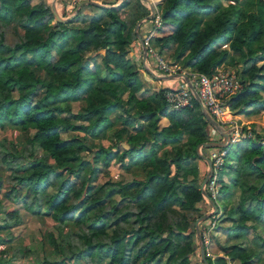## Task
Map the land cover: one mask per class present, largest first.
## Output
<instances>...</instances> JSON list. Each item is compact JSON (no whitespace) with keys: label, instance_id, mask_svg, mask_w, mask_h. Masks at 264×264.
Segmentation results:
<instances>
[{"label":"trees","instance_id":"obj_1","mask_svg":"<svg viewBox=\"0 0 264 264\" xmlns=\"http://www.w3.org/2000/svg\"><path fill=\"white\" fill-rule=\"evenodd\" d=\"M32 1L0 0V128H16L24 142L1 140L0 163L11 171V192H18L23 205L32 202L35 214L45 209L55 221L46 234L58 255L50 264H191L195 203L203 198L196 146L209 141L198 102L193 98L191 106L173 110L165 89L158 92V109L136 98L138 71L127 58L136 34L119 15L122 4L92 5L97 9L85 14L80 8L72 20L51 24L49 3ZM161 10L155 49L161 54L173 49L175 64L183 59V66L198 74L211 75L231 63L230 56L241 59L243 87L229 99L228 110L262 119L264 130V72L254 64L264 57V0H165ZM14 23L16 40L7 36ZM117 108L126 114L121 128L112 130ZM134 110L143 119L159 110L170 121L138 145L145 178L97 184L98 162L107 166L115 155L112 133L118 140L138 138L142 123L134 124ZM249 126L252 137L228 149L218 181L220 197L228 201L223 219L231 221L221 227L227 234L224 251L238 264L260 262L264 253V134L254 123ZM66 130L85 134L65 138ZM114 145L122 157L136 159L131 149ZM85 150L91 158L83 157ZM222 175L230 178L228 187ZM234 186L240 195L231 203ZM3 214L0 231L9 238L0 244H7L13 238L9 229L21 215L16 209ZM248 234L257 250L231 242ZM31 252L24 246L0 248V264H13ZM206 260L227 264L223 257L206 254Z\"/></svg>","mask_w":264,"mask_h":264},{"label":"crops","instance_id":"obj_2","mask_svg":"<svg viewBox=\"0 0 264 264\" xmlns=\"http://www.w3.org/2000/svg\"><path fill=\"white\" fill-rule=\"evenodd\" d=\"M85 5L89 4H83L81 7H85ZM94 5V4H93ZM98 6V5H94ZM80 7V8H81ZM63 8V5L61 9ZM52 13H53V9ZM58 11V10H57ZM83 13H92V9H83ZM59 13V11H58ZM55 17V15L53 14ZM75 17V16H74ZM73 17V18H74ZM58 21V20H57ZM51 24H54L51 22ZM136 25V24H135ZM154 26L152 24H145L143 21L139 23V26L137 30L135 31V26L133 28V31L135 32V37L131 40V42L128 45V52H127V58H129L130 62L132 63L133 67L138 71V84L137 88L135 89V95L137 99H144L148 101L151 104L152 108L158 109L162 105V100L159 98L158 92L160 89H166L168 87H178L180 83L186 79L181 76L177 75L181 72H163L158 70L154 62L151 59V56H149L146 51H144V44H143V37L146 33H148L150 30H152ZM155 35V32H154ZM164 55L167 59L173 56V49L168 51ZM170 63L175 64V60L170 59ZM177 64V62H176ZM130 92L127 90L123 92V98L127 99ZM199 104V103H198ZM200 106V105H199ZM72 109L73 111H77L79 109V102H73L72 103ZM201 112L203 113L202 107L200 106ZM206 109V108H205ZM145 113V112H144ZM125 112L121 110V108H117L114 113L115 123L112 126V130H117L121 128L122 126V118L125 116ZM229 114L235 119V121L238 123L240 127L243 128L245 126L246 128H250L249 123H254V126L256 127V121H259L257 118L253 117H244L240 114H233L229 112ZM133 115L137 120L134 121V124H140L142 123V127L140 128L139 136L136 140H127V138L123 139H117L115 135L112 133L111 139H112V145L113 150L115 152V155L111 159L109 165L103 166L102 162H98L99 165V171L97 173V177L95 182L97 184H103L106 181H129L132 179H138L143 180L145 178V170L142 166V159H141V152L136 151L139 146L141 145L146 139H149L152 137L154 129H161L163 127H166L170 124V121L168 117L159 114V110H154L152 114L148 116V118L143 119L140 118V114L138 110L133 111ZM204 115V113H203ZM234 115L239 116V119H236L237 117ZM66 118L69 117L68 114L63 115ZM205 117V115H204ZM152 119V120H150ZM206 119V117H205ZM154 120V121H153ZM207 120V119H206ZM208 124L206 127L208 140H221L223 139L221 131L212 123H210L207 120ZM10 126V125H9ZM12 127V126H11ZM261 126L259 127V129ZM7 125L0 128L1 136L0 140L3 139H10L11 133L7 132ZM4 130L6 132H4ZM17 130V129H16ZM33 132V130H31ZM21 134L19 130L15 133L16 138L12 137V139L16 141L23 142L22 138H17ZM84 135L85 132L83 131H69L66 130L62 133L63 137L68 138L70 135ZM97 142V141H96ZM24 143V142H23ZM121 145L124 149L129 150L131 149L132 152L135 154V158H131V155L126 154L124 157H122V151L118 149L117 145ZM136 143L135 145H132ZM232 146V145H231ZM93 149H96L95 147ZM211 147H200V153L206 156H210ZM197 153V152H196ZM82 155L85 159L91 158L92 154L90 151L85 150L82 152ZM198 155V154H197ZM198 168H199V176L198 179L200 180V185L202 183V180L205 176V174L208 171V163L205 159L201 158L198 155ZM175 172V165H171V174ZM6 175H8L6 177ZM101 176L104 177V179H101ZM222 179L224 181L225 186H229L230 178L227 175H222ZM14 183V179L11 177V171L5 166V164L0 163V206H4V210H18L21 215V221L18 224L12 225L10 230H13L14 228L20 229V228H29L31 224H35L33 217H36L38 220L37 225V231H38V238H39V247H34L32 245H29V243H25L24 241L21 242V236L17 238V243L12 244L15 240V236L11 233L13 236L11 242L7 244H0V248L7 247V245L12 244L13 247H11L12 250L19 248V247H27L31 249V253L27 257L18 258L14 261L13 264H50V261L57 260L58 255L55 253L53 247L49 244V242L46 239V234L48 232V229L55 224L54 219L52 218L51 214H48L45 212V209L42 210V212L37 215L34 213L33 206H35L34 203H30L28 207H25L21 201V196L18 195V192L15 194L11 192V186ZM220 194V186H219V192ZM10 195H18V197H15L14 199H9L8 196ZM203 195V198L195 203V206L199 209V212H197L194 216L197 218L198 213L201 215L208 214V217L202 221L199 222L200 226V233L203 234V244L205 245V252L207 251V255H209V248L215 250V254H213L212 258L215 257H223L226 259L227 264H238L237 259H231L229 256L225 254L224 247L226 245V238L227 234L223 230L225 225L230 224V220H224L223 213L224 209L223 206L228 203L227 200L221 199L219 197V204L215 200L208 199L206 196ZM240 195V189L238 186L232 187L231 195H230V202L236 203L239 199ZM221 196V195H220ZM125 200V199H123ZM215 202L216 209L213 207L212 202ZM230 204V203H229ZM228 204V205H229ZM216 211V212H215ZM200 215V216H201ZM4 214L2 213V217ZM27 218V221L25 220ZM209 222L213 223L212 226L208 228V235H205L203 232L206 227L203 225H208ZM66 228L69 227V222H67ZM72 223V222H71ZM15 230V229H14ZM208 237V240L207 238ZM8 239L9 235L7 234V231H0V239ZM252 239V234H248L244 239H233L231 242L233 243H242L246 244L248 247L257 250L254 245H252L255 240ZM20 240V241H19ZM209 243L210 246L207 244ZM11 245V246H12ZM202 261V258L200 259ZM255 263L253 264H264V253L262 254V260L260 262H256V259L254 260ZM202 263H204L202 261Z\"/></svg>","mask_w":264,"mask_h":264},{"label":"built area","instance_id":"obj_3","mask_svg":"<svg viewBox=\"0 0 264 264\" xmlns=\"http://www.w3.org/2000/svg\"><path fill=\"white\" fill-rule=\"evenodd\" d=\"M155 13L157 14L155 15L154 27L143 37V44L146 48V53L151 56V59L158 70L168 73L181 72L182 69L178 68L177 65L170 63L152 44L154 29L160 25L161 21V14L159 12ZM182 72L189 77V81L197 91L204 107L219 122V124L226 127L229 131V146L213 148L210 152L213 169L205 184V191L208 199L215 200L219 192L218 181L221 175V168L228 149L231 145L241 139L252 137V131L250 128L243 129L240 127L235 119L229 114L228 110L229 99L242 89L243 84L239 74L234 70L224 68V66L217 67L211 75L203 73L198 74L191 70H184ZM193 98L194 95L189 88L188 83L184 80L178 87H168L164 92L166 104L173 110H181L182 108L191 106Z\"/></svg>","mask_w":264,"mask_h":264},{"label":"rangeland","instance_id":"obj_4","mask_svg":"<svg viewBox=\"0 0 264 264\" xmlns=\"http://www.w3.org/2000/svg\"><path fill=\"white\" fill-rule=\"evenodd\" d=\"M36 1H38V0H33L32 2H36ZM45 1L49 3L51 9H52V3L54 2L56 9L59 11L60 17L66 18L74 12V8L76 6V3L80 0H45ZM94 1L105 5V6H100V7H106V8H109V6L121 2V4L123 6L121 8L122 10H121L119 15L126 20V22L130 25V27L135 26L136 22L139 19H141L142 17H144L150 13V6L151 5H153L155 12H159L160 14L162 11L161 9H163V7L165 5V0H94ZM254 1H255V3H257V0H254ZM62 5H63V8L61 9ZM92 5L93 4H89V6H85V7H81V8H83V9H97L96 7H93L94 5L93 6ZM144 6H145V8H143ZM118 7H112V8H118ZM142 9H148V12H147V10H142ZM257 9H259V8H257ZM155 12L150 19L143 20V23H145V24L149 23V24L154 25L155 24V15L157 14ZM257 12L260 13L259 10H257ZM84 16H86V15H84ZM82 19H83V16L81 19L77 18L76 20H74V23H81ZM56 21H57V18L53 16L52 23H55ZM160 23H161V21H160ZM200 26H203V24H201ZM16 27H17V24L14 23V24L9 26V29H7V36L9 38H14L16 40L17 36L19 35L18 33H16L17 30L15 31ZM18 31L20 33L22 32L20 29H18ZM156 50L158 51L157 48H156ZM259 55L260 54H258V56ZM230 57H231V63H229L228 65H223L224 68L234 70L237 74L242 73V62H240L242 60L239 59L238 57H235V56H230ZM170 59H173L172 55H171ZM170 59L168 58L167 60L169 61ZM234 59H235V62L233 61ZM183 62H184V60L181 59V61L175 65H177L178 68L182 69V71H184V70L188 71L189 69L187 67L183 66ZM254 64H256V65L259 64L261 66L262 72H264V57H260V60L256 59L254 61ZM261 94L264 96V91H262ZM235 116L237 117L236 119H239V116L234 115V117ZM256 123H257L256 129H258V132L260 134H264V130H262V128L259 129L261 124L263 125V120L260 119L259 121H256ZM6 130L8 133H11L10 139H12V137L16 138V135H15V133L17 132L16 128L7 125ZM4 132H6V131L4 130ZM1 135L2 134L0 132V136ZM17 138H22V135L19 134V136ZM10 139H8V140H10ZM1 143H2V141L0 140V144ZM7 176L8 175H6V177ZM101 179H104V177L101 176ZM219 197H220V194L217 195V199H216V202H218V204H219V199H218ZM3 208H4V206H0V219L2 218ZM197 218L195 217V221ZM25 220L27 221V218H25ZM32 220H34V222H35L34 226H33V224H31V226L29 228H24V229L23 228H20V229L14 228L15 230L14 229L10 230L11 233L13 234V236H15V240L12 243L13 245H14V243H17V238H19L21 236V238H22L21 242L24 241L25 243H29V245H32L34 247H39V238L37 237L38 236L37 225L39 222L37 221L38 219L36 217H33ZM195 221H194V229H195V237H196V240H195L196 248H195L194 254L191 257V264H204L200 260L201 259V253H200L199 242H198V238H197V234H196ZM212 225H213V223H211V222H209V224L207 226L203 225L204 227H206V229H204V231H203L205 233V235H208V232H209L208 228ZM198 229L200 231L199 223H198ZM206 238L208 240V237H206ZM202 239H203V237H202ZM12 244H9L7 246L9 248H11V247H13ZM207 245L210 246L209 243ZM208 248H209V252H210L209 256L213 257V254H215V250L212 249L211 247H208ZM206 254H208L207 251H206Z\"/></svg>","mask_w":264,"mask_h":264},{"label":"water","instance_id":"obj_5","mask_svg":"<svg viewBox=\"0 0 264 264\" xmlns=\"http://www.w3.org/2000/svg\"><path fill=\"white\" fill-rule=\"evenodd\" d=\"M83 4H94V5H98V6H105L103 4H100L94 0H80L76 3V6L74 8V12L69 15L68 17L66 18H61L56 7H55V3L53 2L52 3V9H53V14L55 15V17L57 18L58 21H61V22H68L70 20L73 19L74 16H76L79 12V9L80 7L83 5ZM121 4V2L117 3V4H114V5H111L109 7H118L119 5ZM155 12V9L153 7V5L150 6V13L144 17H142L141 19H139L137 22H136V25H135V31L137 30L138 26H139V23L143 20H146V19H150L153 14ZM144 51H146V48L144 46ZM177 75H181L183 76L185 79H186V82L188 83V86L189 88L191 89L193 95H194V98L196 99V101L199 103V105L202 107V110H203V113L206 117V119L212 123L213 125H215L220 131H221V134H222V137L223 139L221 140H209V141H204V142H200L197 144L196 146V152L197 154L205 159L208 163V171L207 173L205 174L203 180H202V183L200 185V190L202 192V194H204V196H207V193L205 191V184L209 178V176L211 175L212 173V160H211V156H206V155H203L200 153V147H211V148H221V147H228L229 146V140H230V137H229V131L226 127L222 126L221 124H219V122L208 112L207 109H205L200 97L198 96V93L197 91L194 89V87L192 86L191 82L189 81V77L184 73V72H181V73H178ZM212 205L213 207L216 209V205H215V202L213 201L212 202ZM216 212V211H215ZM208 217V214H203L201 216H199L196 221H195V228H196V234H197V238H198V242H199V247H200V253H201V258H202V261L204 262V264H208L207 260H206V252H205V247H204V244H203V239H202V235L198 229V223L204 219H206Z\"/></svg>","mask_w":264,"mask_h":264}]
</instances>
